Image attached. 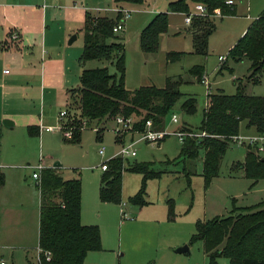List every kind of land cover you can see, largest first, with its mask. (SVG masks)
<instances>
[{
	"label": "rangeland",
	"instance_id": "obj_1",
	"mask_svg": "<svg viewBox=\"0 0 264 264\" xmlns=\"http://www.w3.org/2000/svg\"><path fill=\"white\" fill-rule=\"evenodd\" d=\"M231 4L235 8L233 14L210 15L215 20V27L207 38L204 52L194 51L192 34L187 30L183 14L172 11L168 12V28L160 34L157 49L145 51L140 47V30L156 12L167 10L168 0H143L130 4L129 16L123 21L124 28L115 31L116 36L113 38L124 41V84L127 88L133 89L150 81L157 86H163L168 75L182 78L179 87L183 94L173 107L179 120L172 122L171 112L166 116L164 129L169 134L154 142L136 140L132 145L135 155L123 156L125 164L151 161L155 169L162 170L159 176L151 177L147 181V205L140 206L128 201V197L140 186L141 174L138 172L123 170L119 203L102 201L98 189L99 176L103 171L100 169L101 162L111 158L122 142L127 144L135 139L143 128L136 129L133 124L129 128L120 127L119 142L115 139L113 129L116 122L111 118L106 121L100 137H96L93 121L82 128L78 142H62L59 135L45 141L46 152L53 155L51 164L56 160L62 163L61 173L65 178L76 175L81 177V221L97 225L100 230L101 249L86 254V259L92 257L90 264H211L203 251L201 241L190 242L195 231V222L227 215L233 206H252L264 200V176L254 178L245 175L240 167L232 165L234 161L244 160V145L229 143L220 160L218 173L206 187L200 173L203 165L201 154L195 162L196 174L190 176L189 182L181 172L182 162L173 164L172 160L179 154L181 141L170 132L185 123L197 126L206 105V85L197 80L190 71L194 64L203 66L211 90L220 88L231 94L236 91L240 82L245 93H264V68L258 75L259 81L250 80L248 58L233 61L228 57L224 59L226 61L222 68L218 66V54L227 55L229 48L249 23L264 9V0H233ZM168 51L182 53L171 60L167 58ZM87 65H107L110 72L116 70L113 62L108 59H89ZM190 95L195 97L196 109L187 113L180 107V103ZM67 116L68 111L62 117L61 124ZM53 126H57V123ZM63 128L60 129H66ZM239 133L253 134L254 131L247 130L242 122ZM101 146H104L103 154L98 152ZM44 153V149L35 150L26 155L22 165L4 166L3 169L7 173L18 171L19 176L25 177V182L35 188L36 181L31 176L32 171L38 162L44 163ZM170 201L174 212L171 219L167 215ZM184 244L188 245V251L176 253L175 250ZM37 246L38 239L28 245L33 247L29 256L35 252ZM13 252L14 256L11 257ZM0 253L5 254L3 257L8 264H28L23 248L15 251L4 249ZM33 256L34 254L31 257ZM31 260L35 264V256ZM215 264H228V260L220 256Z\"/></svg>",
	"mask_w": 264,
	"mask_h": 264
},
{
	"label": "trees",
	"instance_id": "obj_2",
	"mask_svg": "<svg viewBox=\"0 0 264 264\" xmlns=\"http://www.w3.org/2000/svg\"><path fill=\"white\" fill-rule=\"evenodd\" d=\"M117 8L126 3H140L143 0H113ZM196 2H201L207 9L206 15H194L187 30L192 34L194 51L204 52L209 34L215 27V20L210 18L215 8L221 14H233L235 8L226 0H169L167 10L156 12L142 27L139 33L140 47L145 51L157 49L159 36L167 31L168 12H187ZM120 9L113 15L107 13L92 14L87 12L84 21L83 49L80 59L101 58L113 62L116 70L110 72L107 65L84 67L80 74L79 85L70 90L67 106L68 116L62 121L64 128L70 129L71 135L63 132L64 141L78 142L81 129L95 121L96 137L101 136L105 123L119 113L124 117L133 116V126L142 129L147 118L152 127L161 129L165 126L166 116L173 111L179 97L182 78L166 76L165 84H144L129 89L124 84V42L113 38V25L122 17ZM181 51H168V59H176ZM233 61L243 58L250 60L248 78L259 81V74L264 68V9L247 26L245 31L233 43L226 55ZM223 66L221 65L220 68ZM219 68V69H220ZM190 71L197 80L204 73L203 66L194 64ZM238 83V82H237ZM200 123L193 128L204 130L207 134L197 140L186 137L182 142L178 156L195 160L201 154V174L204 186H208L212 177L219 171L220 160L229 145L228 135L238 133L242 122L246 128L255 132H264V93L248 94L239 82L234 93H225L222 89L210 90L206 97ZM180 107L187 113L196 109L194 96H187ZM63 128V129H64ZM30 134H37L38 127L28 125ZM115 139L121 138L115 134ZM243 170L245 175L257 178L264 176V148L258 151L255 146H245L243 161L233 164ZM141 174L138 190L128 197L136 205L147 204L146 184L149 178L162 172L155 169L151 161L125 164V157L115 155L108 159L107 168L100 176L99 196L102 201L119 203L121 200V181L123 170ZM187 177L196 173V169L187 164L182 166ZM5 182V174L0 168V187ZM40 192L39 214V264H85L86 254L101 249L100 230L97 225L83 224L81 211V180L76 175L65 178L58 166H44L40 170L38 183ZM168 218L174 217L171 201L167 209ZM201 241L202 248L209 262L215 264L220 256L228 264H264V200L252 206L236 207L227 215L216 216L208 220H197L190 242Z\"/></svg>",
	"mask_w": 264,
	"mask_h": 264
},
{
	"label": "crops",
	"instance_id": "obj_3",
	"mask_svg": "<svg viewBox=\"0 0 264 264\" xmlns=\"http://www.w3.org/2000/svg\"><path fill=\"white\" fill-rule=\"evenodd\" d=\"M123 6L130 8L129 3ZM115 8L113 0H0V168L5 174L0 187V251L23 248L28 264L36 254L35 247L34 256H29L33 247L28 245L39 237L40 192L18 171L7 173L3 167H18L27 154L44 149L43 164L57 165L61 173L62 163L56 160L51 164L53 155L46 152L44 143L56 135L64 142L58 127L62 120L59 111L67 109L70 90L79 85L82 69L92 67L80 59L85 15H113ZM14 32L17 36L12 38ZM219 55L223 54H218L220 67L226 60H220ZM55 123L57 126H53ZM28 125L37 126L38 133L30 134ZM46 125L51 128L46 129ZM180 159L173 160V164ZM196 159H186L182 166L196 169ZM3 256L0 253L8 264ZM91 258L85 257L84 263L90 264Z\"/></svg>",
	"mask_w": 264,
	"mask_h": 264
},
{
	"label": "built area",
	"instance_id": "obj_4",
	"mask_svg": "<svg viewBox=\"0 0 264 264\" xmlns=\"http://www.w3.org/2000/svg\"><path fill=\"white\" fill-rule=\"evenodd\" d=\"M226 2L231 4V3H233V0H226ZM117 9H120L123 14H122V17L120 18V20L113 25L112 29L114 32L123 28V26H124L123 21L127 16H129V13H130L129 8H127V7H122V8L116 7L115 10H117ZM213 13L217 14V15L221 14L219 8H215ZM206 14H208L206 7L201 2H196L190 10H188L187 12H183V19H184V22L187 25H189L191 23L192 17L194 15H206ZM16 36H17V33L14 32L12 34V38H15ZM225 57H226L225 55H219L220 60L225 59ZM7 70L8 69L6 68L5 71H7ZM201 82H203L206 85L207 94H208L210 92L211 88H210V81H209L206 74L202 75ZM66 114H67L66 109H62L59 111V116L61 118L63 116H65ZM114 119H115L116 125L113 127V129L115 131V134H117V135H119L118 132L120 131V127L129 128L133 124V119L131 116L124 117L123 115L118 114L115 116ZM170 119L172 122H178L179 117H178L176 112L171 111ZM44 127L46 129L51 128L50 125H46ZM58 127L63 128L64 126L61 123H59ZM95 128L96 127H94V129ZM170 133L176 135L181 142L186 137H195L197 140H199V138H201L202 136L207 134L204 130H195L193 128L182 127V126L178 129L172 130ZM64 134L66 136H70L71 135L70 129L65 130ZM167 134H169V133L165 131L164 127L161 129L153 128L151 119L147 118L144 122L143 129L140 131V134H138V136L135 139H131V141L127 144L122 142L120 148L115 152V154L113 156H115V155H121V156L135 155L136 152L132 148V145L136 140L144 139L146 141L154 142V141L161 140ZM227 138H228L229 142L234 143L236 145H244V146L252 145V146H255L258 151H262L264 148V132H254L253 134H240L238 132V133L228 135ZM119 142H121V141H119ZM98 152L100 154H103L104 146H101L98 149ZM107 161L108 160L101 162L100 168L102 170L107 168ZM44 166L45 165L41 161L38 162L36 165H34L35 170L32 171V177L35 178L36 185H38L39 180H40V170ZM36 250H37V253L35 255V264H39V255H38L39 248H38V246H37ZM0 264H5V261L1 257H0Z\"/></svg>",
	"mask_w": 264,
	"mask_h": 264
},
{
	"label": "water",
	"instance_id": "obj_5",
	"mask_svg": "<svg viewBox=\"0 0 264 264\" xmlns=\"http://www.w3.org/2000/svg\"><path fill=\"white\" fill-rule=\"evenodd\" d=\"M175 251L178 253L186 252V251H188V245L184 244L182 246H179Z\"/></svg>",
	"mask_w": 264,
	"mask_h": 264
}]
</instances>
